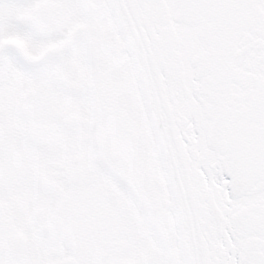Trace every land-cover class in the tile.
I'll return each mask as SVG.
<instances>
[{"label": "snow or ice", "instance_id": "6c2138e0", "mask_svg": "<svg viewBox=\"0 0 264 264\" xmlns=\"http://www.w3.org/2000/svg\"><path fill=\"white\" fill-rule=\"evenodd\" d=\"M0 264H264V0H0Z\"/></svg>", "mask_w": 264, "mask_h": 264}]
</instances>
